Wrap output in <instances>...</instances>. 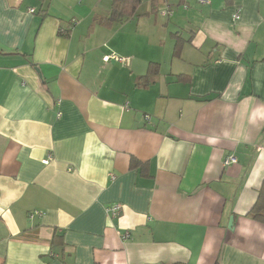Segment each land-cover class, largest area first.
<instances>
[{
    "label": "crops",
    "instance_id": "crops-1",
    "mask_svg": "<svg viewBox=\"0 0 264 264\" xmlns=\"http://www.w3.org/2000/svg\"><path fill=\"white\" fill-rule=\"evenodd\" d=\"M111 4L0 0V264H264V0Z\"/></svg>",
    "mask_w": 264,
    "mask_h": 264
},
{
    "label": "trees",
    "instance_id": "trees-1",
    "mask_svg": "<svg viewBox=\"0 0 264 264\" xmlns=\"http://www.w3.org/2000/svg\"><path fill=\"white\" fill-rule=\"evenodd\" d=\"M111 10L106 15L98 16L95 21L101 25L109 27L115 23L125 21L127 19L133 18L136 15V8L141 0H111ZM72 24V23H71ZM155 64L150 63L146 74L137 77L136 84H146L150 79V73H155ZM137 164L136 161L132 159L131 165ZM255 203L246 213L248 217L264 223V185H262L258 191V196Z\"/></svg>",
    "mask_w": 264,
    "mask_h": 264
},
{
    "label": "built area",
    "instance_id": "built-area-1",
    "mask_svg": "<svg viewBox=\"0 0 264 264\" xmlns=\"http://www.w3.org/2000/svg\"><path fill=\"white\" fill-rule=\"evenodd\" d=\"M30 11H33V9H30ZM235 17H237V13H235V15H234ZM110 58H112V60L114 59V60H119V61H122L123 60V58H121V57H118L117 55H115V54H113L112 53V55H110V56H105V60H108V59H110ZM147 118H148V116H147ZM46 162L48 161V160H45ZM235 162H237V159L234 157V156H227L225 159H224V161H223V165H227V164H230V163H235ZM120 206H121V204L120 203H112V204H110V205H108L107 207H105L106 208V212L109 214V215H111V216H115V215H117L118 213H119V211H120ZM39 214V212L38 211H32V212H30L29 213V216H33L34 214Z\"/></svg>",
    "mask_w": 264,
    "mask_h": 264
}]
</instances>
